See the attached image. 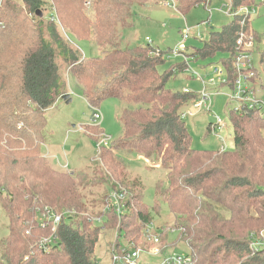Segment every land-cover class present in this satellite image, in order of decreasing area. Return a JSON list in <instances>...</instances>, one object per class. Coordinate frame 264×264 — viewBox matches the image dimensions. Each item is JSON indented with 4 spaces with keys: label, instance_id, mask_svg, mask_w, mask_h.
<instances>
[{
    "label": "trees",
    "instance_id": "trees-1",
    "mask_svg": "<svg viewBox=\"0 0 264 264\" xmlns=\"http://www.w3.org/2000/svg\"><path fill=\"white\" fill-rule=\"evenodd\" d=\"M19 1L32 15L46 4L43 0ZM56 1L61 5L57 17L65 30L76 41L92 42L98 57L81 56L75 43L64 39L50 22L35 19L38 27L28 26L16 0H1L0 4V88L19 90L13 99L17 113H5V106L0 105V135L7 141L0 145V207L8 221L7 235L0 240V264H96L94 252L103 231H114L113 249L125 243L143 249V243L147 244L144 231L153 221L151 212L159 215L161 205L175 220L177 236L167 245L161 235V252L181 241L192 264H264V238H260L264 228V138L251 140L248 136L251 131L257 135L264 127L263 109L228 112L231 149L191 148L181 114L194 102L195 92H174L166 87L169 78L187 76L181 73L183 61L169 63L160 72L159 68L169 62L168 50L149 45L121 49L116 42V27L131 28L132 8L144 7L146 0H90L96 2L94 23L73 14L84 0H74V9H69L71 0ZM227 1L231 20L220 30L211 31L201 47L193 48L188 63L202 67L219 64L232 81L236 72L231 61L241 50L236 46L238 39L252 38L260 64L264 63V50L258 51L262 39L251 29L250 14L237 12L242 7L252 9L255 1ZM209 2L177 0L176 11L185 14ZM217 57V62L204 64ZM57 60L79 69L83 96L91 107L99 109V103L106 99L122 105L118 117L122 134L92 159L96 169L89 177L83 170L73 171L74 179L51 170L33 154L36 148L32 138H27L31 129L42 136L46 113L65 95ZM256 76L259 78L258 71ZM21 109L28 111L36 124L29 130L18 127ZM210 126L206 127L208 133ZM123 152L147 158L161 156L165 165L173 162L168 174L170 187L162 189L161 184H155L151 206L143 201L140 184L135 179L129 183L126 162L118 156ZM99 184L105 187L101 200H87L82 189ZM118 190L126 196L120 216L107 210L108 195ZM46 208L69 213L56 228L58 240L47 253L37 245L50 234L37 224Z\"/></svg>",
    "mask_w": 264,
    "mask_h": 264
},
{
    "label": "rangeland",
    "instance_id": "rangeland-1",
    "mask_svg": "<svg viewBox=\"0 0 264 264\" xmlns=\"http://www.w3.org/2000/svg\"><path fill=\"white\" fill-rule=\"evenodd\" d=\"M43 1H45L46 4L42 11L39 10L42 13V16L39 17L36 14H28L29 12L26 7L19 0H16L15 3H17L20 9L19 11L23 21H25L28 26H30L31 23L35 28L38 27L39 21L43 23L50 22L57 27L58 32L64 39L75 43L81 56L85 58L98 57L99 52L92 42L87 40L76 41L73 36L65 30L62 22L57 17V12L60 11L61 5L57 3L56 0ZM254 1L256 6L252 8L253 12H250V26L252 31L262 39L258 46V51L260 52L264 50V0ZM73 3L74 0H71L69 9H74L76 7ZM144 3V7L132 8V16L130 19L132 23L131 28L122 30L119 26L116 27V30L118 29L116 42L117 44L119 43L118 46L121 49L128 46L149 45L160 51H172L181 41L180 33L184 31L185 28H189L191 29L190 38L184 43V46L187 47L186 54H189L193 48L197 49L201 47L202 42L207 41L211 31L220 30L231 20V15L226 14L228 10V8L225 7L227 6V0H210L205 7L198 6L192 8L185 14L178 13L170 6L166 7V0H146ZM95 5L96 2L84 0L83 3H80V7L78 4L77 10H75L73 14L77 12V14L82 15L85 20H90L94 23L96 20V14L94 12V9H96ZM35 19H38V22ZM71 19L73 22L75 21L74 16H72ZM197 33L201 35V38L198 40L195 38ZM168 56L169 62L159 68L160 72L167 69L170 65L169 63L181 61L180 58L173 57L171 53H169ZM3 57L7 58V54H4ZM219 59L220 57H217L204 64L215 63ZM15 61L17 64L20 63V60ZM57 64L59 75L64 84V94H69L71 101L66 104L65 101L59 97V99L55 101L53 107L46 113V128L42 136L36 134V130L31 129V134H28L27 138H32L33 145L36 148V152L33 154H37V157L51 170L64 176H69L71 179H74V173H76V171L83 170L87 171L86 175L89 177L92 176V173L96 169V166L91 161L93 158H96L97 154L100 152L96 150V142L105 136L110 137L113 142L122 134L121 125L118 120L122 105L114 99L102 100L97 107L101 112L102 119L100 122L93 123L91 119V107L83 96V78L81 75L78 77L79 69L70 68L61 60H57ZM189 64L196 72L201 74L204 79H207L206 76L210 73V67H202L200 64L195 63ZM253 65L259 74L256 84L257 87L254 89L253 95L255 100L261 102L264 106V63H259L257 51L253 54ZM19 81L20 79H18V83ZM13 82L14 80L11 81V83ZM15 86H17L16 81ZM166 87L174 92L188 89L198 93L202 89L199 81L188 76L171 77L167 81ZM8 88L6 87L4 90L0 88V105L5 106V113H17L16 109H14L17 105L13 99L19 96V90ZM207 92L214 95L211 112L196 110L192 105L183 110V112L188 110L194 113L193 116H186L184 119L191 148L206 151H216L220 149V142L218 139L212 135V133L206 132L208 124H215L213 115H217L225 124V129L221 134L226 138L225 142L227 149H231L232 132L227 117V108L231 110L236 106V104L231 102L227 97L230 95L231 90L227 85L218 86V84H216L215 87L208 86ZM8 93L11 95V99L7 98V95H9ZM16 93L18 95H16ZM20 114L22 118L19 120L21 124H19L18 127H22L23 125L24 128L29 130V127L36 125L34 119L28 114V111L21 109L19 115ZM261 116L264 119V107ZM23 118H27V121L25 122ZM95 125H97L99 129ZM100 133L102 136H99ZM256 133L257 131H251L250 134L248 133L249 138L251 140H253L255 136H262L264 138V127L259 130L257 135ZM6 142L5 137L0 135V145L4 146ZM24 145L25 143H23V147ZM29 149L31 150V148ZM27 150L28 148H25V151ZM118 156L122 161L126 162L124 166L129 183L135 179L140 184V189H143V201L147 205L151 206L154 201L155 184H161L162 189L170 187L168 184V174L173 168V162L167 161V165H165L161 160V156H154L153 158L155 159H153L140 154L132 155L125 154L124 152ZM82 193L87 200L98 202L105 193V187L102 184L95 187H87L84 190L82 189ZM168 214L169 213L163 205H161V212L159 215L153 211L151 212V216L153 217L151 224L153 229L152 235L159 238L160 245H164L163 237L161 240V235L166 239L167 245L174 243L177 237L174 232L176 228H173L175 220ZM7 223V217L0 207V240L7 235ZM114 237V231H103L101 233L94 252L97 264L108 263V251ZM260 238H264V228L261 231ZM150 247L149 241H147V244L143 243L142 248L144 250L148 251ZM187 253L188 249L185 243L180 241L176 247H168L162 254L163 256L172 254L187 256ZM159 260L160 259H153L155 262Z\"/></svg>",
    "mask_w": 264,
    "mask_h": 264
},
{
    "label": "built area",
    "instance_id": "built-area-1",
    "mask_svg": "<svg viewBox=\"0 0 264 264\" xmlns=\"http://www.w3.org/2000/svg\"><path fill=\"white\" fill-rule=\"evenodd\" d=\"M176 3V0H166L165 6H170L176 11ZM226 4L227 6L225 7L228 8L226 14L232 15V12L229 8V1H227ZM237 12L238 14H250V12H253V9L242 7ZM0 29H3V24L1 21ZM190 34L191 29L185 28V30L180 33L181 41L179 45L176 46L172 51L168 50V54L171 53L173 57L180 58L185 65L181 70V73L199 81L202 86V89L198 93L195 92L196 98L191 104L192 107L196 110H205L206 112H211L212 99L214 98V95L208 93L207 88L208 86L215 87V85L218 84V86L227 85L231 90L230 95L227 97L231 102L236 104V106L231 110L227 108L228 112L231 111L237 113L238 110H242L244 108L263 109L264 106L262 103L256 101L253 95L254 89L257 87L256 84L258 82V78L256 76L257 69L254 68L253 65V54L256 53V49L252 38L250 37L247 40L240 38L236 42V46L241 50L236 53L231 61L236 72V76H234L232 81H230L228 80V75L230 74L223 66L219 64H212L209 66L210 73L206 76L207 79H204L201 74L196 72L194 68L189 65L188 54H186L187 47L184 46V43L188 41ZM195 38L198 40L201 38V35L197 33ZM168 54L166 57L169 61ZM184 92L190 93L188 89H184ZM91 110V119L93 123L100 122L102 119L100 110L93 107H91ZM193 115L194 113L186 110L181 114V119L184 120L186 116ZM213 117L215 119V124L210 123L211 126L209 132L212 133V135H214L220 142L219 150L222 152L227 151L228 149L225 142L226 138H224V136L221 134V132L225 129V124L219 116L213 115ZM99 136H102V134L100 133ZM111 144L112 139L110 137H102L101 140L96 142V150H98V152L101 150H108ZM125 197L126 196L123 190L111 192L108 195L107 210L110 208L114 214L118 216L122 215L123 202L126 199ZM68 214L69 213L67 211L53 213L47 208L44 209L42 213H40V216L37 218V224L41 228H47L50 232L48 237L42 238L37 244L41 251L47 253L49 248L58 240L56 236V228L60 225L62 219L66 218ZM151 224L152 223H150L144 231V237L151 245L148 251L144 249H134L132 244L128 245L127 243L124 245L121 244L115 249L110 247L108 251L109 257L107 264H192L191 258L186 255L172 254L169 256H163V252H161L159 248V238H156L155 235H152L153 229ZM24 234L28 235L29 231H25ZM153 259L160 260L155 262Z\"/></svg>",
    "mask_w": 264,
    "mask_h": 264
},
{
    "label": "water",
    "instance_id": "water-1",
    "mask_svg": "<svg viewBox=\"0 0 264 264\" xmlns=\"http://www.w3.org/2000/svg\"><path fill=\"white\" fill-rule=\"evenodd\" d=\"M36 15H38L39 17H41L42 16V13L40 12V11H37L36 12ZM61 99L63 100V101H65V103L66 104H68L71 100H70V96H69V94H65V95H63L62 97H61Z\"/></svg>",
    "mask_w": 264,
    "mask_h": 264
}]
</instances>
